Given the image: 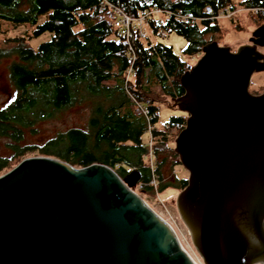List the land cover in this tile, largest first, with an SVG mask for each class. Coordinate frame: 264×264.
Here are the masks:
<instances>
[{"label": "water", "instance_id": "water-1", "mask_svg": "<svg viewBox=\"0 0 264 264\" xmlns=\"http://www.w3.org/2000/svg\"><path fill=\"white\" fill-rule=\"evenodd\" d=\"M236 52L208 43L181 77L179 215L204 264H264V25ZM101 163L36 156L0 176V264H195L169 225Z\"/></svg>", "mask_w": 264, "mask_h": 264}, {"label": "trees", "instance_id": "trees-1", "mask_svg": "<svg viewBox=\"0 0 264 264\" xmlns=\"http://www.w3.org/2000/svg\"><path fill=\"white\" fill-rule=\"evenodd\" d=\"M107 1L135 18L154 9L190 17L186 22L173 16L156 18V24L149 21L151 36L136 39L138 59L127 86L126 37L115 25V14L100 11L104 0H0V29H29L0 47V61L12 60L8 79L14 88L0 106V176L39 153L78 168L101 163L122 179L138 173V184L148 191H154L153 180L161 193L187 187L188 179L178 178L176 165L169 164L177 157L175 140L188 115L171 116L159 127V104L185 94L180 80L192 65L184 57L201 54L208 36L221 32L217 17L223 10L242 8L264 23V0ZM171 33L186 40L183 56L159 40ZM45 34H51L50 40L34 48L31 42ZM262 90L260 86L253 92ZM84 105L91 110L87 130L70 129L44 147L26 143L27 134L37 133L39 124ZM142 109L148 110L150 121ZM149 123L155 128L153 168L141 147ZM171 177L176 182H169Z\"/></svg>", "mask_w": 264, "mask_h": 264}, {"label": "rangeland", "instance_id": "rangeland-1", "mask_svg": "<svg viewBox=\"0 0 264 264\" xmlns=\"http://www.w3.org/2000/svg\"><path fill=\"white\" fill-rule=\"evenodd\" d=\"M219 21L221 26V32L214 36L209 35L207 41L208 43L217 42L221 47L231 48L233 52H236L242 46L250 45V40L253 36L254 30L264 25V23L257 22L251 13L242 8H237L235 13H229V15L221 17ZM1 31H4V33ZM28 31V28L14 29L12 27L4 26L2 29H0V47L6 46V40L8 38L22 36L28 33ZM149 34L151 36L150 31ZM50 38L51 34H45L41 38L32 41L31 44L34 48H37L41 43L50 40ZM151 39L153 42H155L156 40L153 36L151 37ZM159 40L169 46H172L174 51L179 56H183V51L187 45V42L183 37H180L175 33H171L169 35L159 37ZM259 51L264 54V49L261 48L259 49ZM201 57L202 53L198 57H196L195 60H193L191 57L184 58L192 65V67H194L197 62L201 59ZM11 61V59H5L0 61V106H2L6 102L9 94L14 91V88L12 87L8 79L9 66ZM260 86H263L262 93H264V72L254 74L250 86L251 93L254 94L253 90L259 88ZM166 103L167 104H159L161 108L160 122L158 124L159 127L166 124L169 120V117L183 114V112H181L180 110L174 109L168 105L170 104L174 107V102L172 103L171 101H168ZM90 114L91 110L86 105L75 106L73 108L65 110L59 113L56 118L39 124L37 126V129L39 131L37 133H28L26 136V143L35 145L37 147H44L49 141L58 137L59 134L67 132L70 129L79 128L87 130ZM147 139L148 136L145 134L144 140ZM3 154L7 155L8 151H3ZM36 156L45 155L35 153L30 157ZM47 157L56 158L54 156ZM173 164L176 165L174 167V174H176L178 178L189 179V172L180 163L178 155L177 157L174 156L170 159L169 166H172ZM169 182L174 183L176 182V180L174 179V177H171L169 179ZM153 186L154 191H148L144 188L141 189L135 187L134 192H136L162 219H164L168 223L170 222L174 224V228L178 231L180 237L183 238V240L185 241L186 247L192 251V254L194 255L193 257L196 260L203 262V259L197 253L193 245L190 232L183 223L177 209V199L181 191L175 190V188H170L164 193H161L157 189V182L156 185Z\"/></svg>", "mask_w": 264, "mask_h": 264}, {"label": "built area", "instance_id": "built-area-1", "mask_svg": "<svg viewBox=\"0 0 264 264\" xmlns=\"http://www.w3.org/2000/svg\"><path fill=\"white\" fill-rule=\"evenodd\" d=\"M99 9L101 12L110 10L115 14V18H116L115 19V25L117 28L123 30L124 35L126 37L127 53H128L129 62H130V67L126 73V86L133 76L134 65L138 59L137 48H136V39H137V37L141 38V39H147L150 37L149 29H148L149 21L156 24L155 23L156 18L170 17V16H173L177 20H181V21H185V22L190 20V17H188V16H185L182 14H174L173 12H169V11L166 12V11H162L159 9L150 10L146 14L135 18L133 15L125 13L119 6H116L115 4H113L107 0H104V2L100 5ZM207 12L211 13V10L208 9ZM226 15H229V11L223 10L222 13L220 14V16L217 18L220 19L221 17L226 16ZM199 55L200 54L194 55L191 58L193 60H195L196 57H198ZM142 111H143L144 115L146 116L147 120L150 121V118L148 117V115H149L148 110L142 109ZM154 129L155 128L152 126V124L149 123L148 130L146 131V135L148 136V139L145 140L141 144V147H143L147 150L146 157L148 158L149 162L151 163L152 168L155 165V162H154ZM151 184L156 185V180H153V182ZM136 187L141 188V189L144 188V186L142 184H137ZM132 189L134 190L135 188H132ZM170 224L174 228V224L173 223H170ZM169 227H170V225H169ZM172 230L174 233H175V231L178 233V231L175 228ZM175 235L177 236V238L179 240V237H180L179 233H178L179 237L176 233H175ZM181 240H182V245H183V246L181 245V242L179 240L181 248L189 256V258H191L189 253L191 255H193L192 251L186 247V243L183 240V238H181ZM194 254H195V252H194ZM191 260H192V258H191Z\"/></svg>", "mask_w": 264, "mask_h": 264}, {"label": "bare ground", "instance_id": "bare-ground-1", "mask_svg": "<svg viewBox=\"0 0 264 264\" xmlns=\"http://www.w3.org/2000/svg\"><path fill=\"white\" fill-rule=\"evenodd\" d=\"M131 190L134 192V190L131 188ZM134 193H136V192H134ZM137 194V193H136ZM158 215V214H157ZM159 216V215H158ZM160 217V216H159ZM161 218V217H160ZM164 220V219H163ZM165 221V220H164ZM168 225H170V227L172 228V229H174L173 227H172V225L171 224H169L167 221H165ZM175 233L178 235V233L175 231ZM178 237H179V235H178ZM179 240H180V242H181V245H182V241H181V239H180V237H179ZM183 246V245H182ZM189 255L191 256V258H192V260H193V262L195 263V264H204V262H202V261H198V260H196L194 257H193V255H191L190 253H189Z\"/></svg>", "mask_w": 264, "mask_h": 264}, {"label": "flooded vegetation", "instance_id": "flooded-vegetation-1", "mask_svg": "<svg viewBox=\"0 0 264 264\" xmlns=\"http://www.w3.org/2000/svg\"><path fill=\"white\" fill-rule=\"evenodd\" d=\"M259 49H261V48H259ZM262 49H264V48H262ZM254 95H258V94H254Z\"/></svg>", "mask_w": 264, "mask_h": 264}]
</instances>
